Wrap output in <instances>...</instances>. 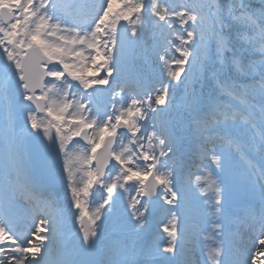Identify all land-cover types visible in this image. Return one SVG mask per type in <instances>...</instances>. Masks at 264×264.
I'll use <instances>...</instances> for the list:
<instances>
[{"label": "snow or ice", "instance_id": "6c2138e0", "mask_svg": "<svg viewBox=\"0 0 264 264\" xmlns=\"http://www.w3.org/2000/svg\"><path fill=\"white\" fill-rule=\"evenodd\" d=\"M84 9L79 0H0V264H177V256L264 264V0H99ZM241 41L257 57L247 65ZM138 49L164 66L159 88L136 71ZM180 86L198 146L187 158L168 122L157 123ZM214 139L220 146L208 147ZM197 154L211 171L186 186L182 172ZM49 181L64 188L66 208L56 207ZM96 193L105 194L98 203ZM161 201L168 239L145 252L150 205ZM28 215L39 220L35 231L19 226ZM114 219L122 239L104 243ZM69 221L82 233L71 250ZM245 229L254 233L247 260ZM209 231L212 244L202 247Z\"/></svg>", "mask_w": 264, "mask_h": 264}, {"label": "rangeland", "instance_id": "374dc122", "mask_svg": "<svg viewBox=\"0 0 264 264\" xmlns=\"http://www.w3.org/2000/svg\"><path fill=\"white\" fill-rule=\"evenodd\" d=\"M69 2H71V0H69ZM98 2H99V0H91L87 6H90L92 4H97ZM172 2L177 4V5L189 4L191 6H196V5H198L199 0H172ZM114 7H118V5L114 6ZM84 10L86 11L87 8H85ZM139 52H141L142 54L144 53L143 50H140ZM142 57H144V55H142ZM239 58L241 60V56H239ZM255 58H257V57H255ZM147 64H148V59H143V61H141L140 65H139L140 69H138V66H135L136 71L140 74L141 78L149 84V86L154 85L155 87L159 88L160 82L166 81V77L163 74V70L158 69L157 72L151 78L146 77L145 74L142 72V70H146ZM108 100H109V94L105 93L99 98L98 103H100L101 105H104L108 102ZM2 119H3V112L0 111V122H2ZM161 120H165L168 122L167 111L165 113H163V115L161 117H157V123H159ZM188 122H189V120H188ZM188 122L186 121V127H187L185 130L186 133H184L182 135V138L187 142L186 146H184V147L182 146V143L180 142L181 139H179V136H178V134H179L178 124L176 122H174V123L168 122V125H169L171 131L177 137V148H178L177 155H178V157H182V158H187L190 153L198 151L197 143L195 142V140L192 139V127L189 126L190 122L189 123ZM220 143L221 142L219 140L214 139V140L210 141L207 146L208 147H212V146L219 147ZM209 165H210V160L203 159L201 156H199L197 154V156L195 157V163L191 164L189 167L185 168L184 171L182 172V177H183V180H184L186 186L191 184V186L194 187L195 183H196V178L198 176H200L203 173H207V172L211 171V168L209 167ZM243 169H244V167L240 166V169L236 168V171L238 173H240L243 171ZM52 190H55V191L50 190L52 193L53 199H56V197H57L58 202H59L57 208L58 209L59 208H66L67 203H68V197L65 194L64 188L60 185L59 187L52 188ZM103 195H105V194L104 193H96L95 201L98 203ZM129 195H135V191L133 190L131 193H129ZM123 203L125 205L128 203V199H126V197H125ZM157 203H158V205H157L156 211L154 213L148 214V222H147L146 232H145L143 243H142V247H143L145 252L151 246L156 245V244H159L162 247L163 244L168 239L167 234L163 233V231H162V226L167 224L168 219L170 218V213L166 210L168 206H166V205L162 206V201L157 202ZM205 208H206V205L202 203L201 204V215L203 217L207 218V213H206V211H204ZM73 212H76V210L73 209ZM234 212L236 213V215H239L241 212L240 206H237L234 209ZM76 215L78 216L79 213L76 212ZM110 222H112V221H110ZM114 223L115 222H113V224ZM38 224H39V220L35 219L31 215L25 216L19 221V226L22 229H30L31 231H35V225H38ZM112 225L105 226L104 237H106L107 239L104 241V243H107L109 240L115 241V240L122 239V237L120 235L119 223L116 222L113 226ZM62 233H63V237H64L65 246L69 250H71L73 248V246L76 244V242H78L77 240L79 239V222L78 221H69L62 228ZM206 236H210V231L201 233L199 239H200L202 247L210 246L212 244V240L206 239L205 238ZM253 236H254V233H251V232L247 231L246 229L241 230L239 233L240 247H241L242 253H243V255H242L243 260H247L248 252L250 250L249 239L252 238ZM102 247H103V244H102ZM186 252H187V248H186ZM139 258L141 260H143L144 256L141 255ZM153 259H154L155 264H158L159 258H153ZM181 259H182V257L180 258V261H181Z\"/></svg>", "mask_w": 264, "mask_h": 264}, {"label": "trees", "instance_id": "16d2710c", "mask_svg": "<svg viewBox=\"0 0 264 264\" xmlns=\"http://www.w3.org/2000/svg\"><path fill=\"white\" fill-rule=\"evenodd\" d=\"M80 2L86 1V0H79ZM239 28V26H234ZM239 30L243 31V28H239ZM144 38L146 40H148V43L151 44L152 41L150 39V32L145 31V33L143 34ZM236 52L240 53L244 56V59L246 60H251V57L248 53H242L241 49L247 47L246 44H244L242 41L241 42H237L236 45ZM139 50H137L138 52ZM138 54V53H137ZM136 54V61H135V65H138L142 59H148V63L150 64L149 66V71L150 72H155L158 69V64L162 65V63L159 61L157 55H154V53H148L147 55L144 54V57H141L140 55L138 56ZM229 58V60H231L233 53L231 51H229L226 54ZM149 71H147V73L149 74ZM232 75L237 78V79H242L243 76H240L239 74L236 73L235 69L232 70ZM197 89H200V85L197 84L196 85ZM205 91H208V86H205ZM172 93L175 95V101L172 102V105L175 107L174 110L172 111L171 115H170V120L172 122L177 121L178 125L183 124V122L185 121V107L182 106L184 104V100H185V91H184V87L180 86L178 88L173 89Z\"/></svg>", "mask_w": 264, "mask_h": 264}, {"label": "bare ground", "instance_id": "6f19581e", "mask_svg": "<svg viewBox=\"0 0 264 264\" xmlns=\"http://www.w3.org/2000/svg\"><path fill=\"white\" fill-rule=\"evenodd\" d=\"M249 242H250V250H249V252H248V255L250 254L251 251H254V250H255V249L253 248V237L249 239ZM77 243H78V242H76V244H77ZM76 244H75V245H76ZM176 262H177V264H179V262H180V258H179V256L176 257Z\"/></svg>", "mask_w": 264, "mask_h": 264}, {"label": "water", "instance_id": "95a60500", "mask_svg": "<svg viewBox=\"0 0 264 264\" xmlns=\"http://www.w3.org/2000/svg\"><path fill=\"white\" fill-rule=\"evenodd\" d=\"M49 183L52 184V185H57L58 184V183H55V182H52V181H49ZM154 208H155V203H153V204L150 205V209L151 210H154ZM85 226H87L86 223H85Z\"/></svg>", "mask_w": 264, "mask_h": 264}]
</instances>
